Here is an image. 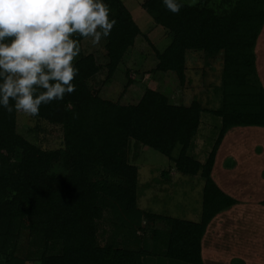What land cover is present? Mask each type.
I'll return each instance as SVG.
<instances>
[{
    "label": "trees",
    "instance_id": "16d2710c",
    "mask_svg": "<svg viewBox=\"0 0 264 264\" xmlns=\"http://www.w3.org/2000/svg\"><path fill=\"white\" fill-rule=\"evenodd\" d=\"M103 2L109 5V18L116 20L103 43L110 77L139 29L121 0ZM183 5L173 14L162 0L140 1L170 39L164 49L155 51L154 69L173 72L182 81L186 51L209 56L221 52L217 108L205 110L195 100L172 104L150 88L134 104L103 98L88 87V79L99 69L90 53L74 61L75 91L42 104L33 116L49 125L48 133L60 139V148L45 149L27 140L16 130V111L8 113L0 106V264L30 260L28 247L21 252L24 235L31 236L35 246L38 241L43 244V251H33L39 264H147V259L204 264L201 241L208 224L236 201L210 176L220 140L232 127L264 128V88L254 52L264 23V0H235L222 9ZM202 111L217 117L219 125L206 159L199 162L187 150ZM130 141L166 156L177 172L203 179L197 221L136 209V167L127 157ZM226 159L225 165L233 164L231 157ZM260 204L264 206V199ZM128 217L131 220H125ZM141 217L165 226L139 233ZM103 219L112 223L118 246L97 243V222ZM56 246L58 252H46ZM229 263L242 264L238 257Z\"/></svg>",
    "mask_w": 264,
    "mask_h": 264
},
{
    "label": "rangeland",
    "instance_id": "374dc122",
    "mask_svg": "<svg viewBox=\"0 0 264 264\" xmlns=\"http://www.w3.org/2000/svg\"><path fill=\"white\" fill-rule=\"evenodd\" d=\"M121 1L137 25L139 33L134 37L133 44L127 48L110 77L106 76L107 57L103 48L105 38L96 45L91 43L90 38H82L79 41L81 49L79 55L92 54L95 63L99 66L97 72L87 81L91 91L121 104H134L143 90L150 88L160 91L172 104L187 105L195 100L205 110L217 108L220 104L221 52L209 56L200 50L186 51L182 81H179L173 72L155 70V51H161L166 47L170 40L169 36L162 27L154 24L141 8V0ZM234 1L197 0V3L213 9L218 7L222 9ZM182 2L187 4V0H182ZM218 125L217 117L207 111H202L198 128L192 137L187 153L199 162H203L213 145ZM49 129V125L38 121L35 117L16 112V130L22 136L45 149L60 148V139L48 133ZM231 130L233 127L227 130L220 140L214 154L213 164L216 157H218V162L216 166L212 164V169H218L221 158L228 154L245 166L252 156L251 153L262 152L261 147L255 145L256 143L248 142V139L243 140L241 136V133L254 134L257 131L237 129L240 134V137H236L238 142L234 139L235 136ZM253 145H255L254 148ZM178 147L179 145L174 147L172 156L176 155ZM127 157L128 163L136 167V209L141 212L192 221L199 219L203 179L198 174L187 175L177 172L172 160L134 141L129 143ZM212 169L210 176L213 180L216 173ZM261 177L264 179V171ZM245 185L250 189L243 194V199L235 196L237 199L235 203L217 213L208 224L201 241V256L204 264H230L231 257L241 258L242 264H264V206L260 202H254L253 199L245 198L248 195L253 197L255 193L250 184ZM241 191L244 192V189ZM122 214L124 211H121L120 217ZM127 219L131 220L130 217L125 220ZM149 220L141 217L137 232H144L146 228H153L155 225L165 226L162 221ZM111 228L112 223L109 221L103 219L97 222L96 240L99 245L109 243L118 246L120 244L118 237L112 234ZM149 237L147 239H150ZM31 239V236L21 237L20 247L23 248L21 252L25 253L28 247L31 255L30 260L24 264H39L36 260L37 255L33 254V251L36 249L43 251L44 247L40 241L35 246ZM58 250L59 246L53 250L46 248L47 253L58 252ZM147 264L159 263L147 259Z\"/></svg>",
    "mask_w": 264,
    "mask_h": 264
},
{
    "label": "clouds",
    "instance_id": "9594fccd",
    "mask_svg": "<svg viewBox=\"0 0 264 264\" xmlns=\"http://www.w3.org/2000/svg\"><path fill=\"white\" fill-rule=\"evenodd\" d=\"M162 2L173 14L184 6ZM109 14L103 0H0V106L32 117L42 104L73 93L81 50L75 37L99 44L116 24Z\"/></svg>",
    "mask_w": 264,
    "mask_h": 264
},
{
    "label": "crops",
    "instance_id": "0c3cea01",
    "mask_svg": "<svg viewBox=\"0 0 264 264\" xmlns=\"http://www.w3.org/2000/svg\"><path fill=\"white\" fill-rule=\"evenodd\" d=\"M254 52H255V70L264 88V23L256 38ZM255 127L256 126H243V127L237 126V127H233V130L231 131L233 132L235 136L234 139H237L236 137H240V134L238 133L237 129L240 130L243 128V129H246V131H250V130L257 131L254 134L241 133V136L243 140L248 139V142H253V144L256 143L255 145H258L259 147H261L262 152H256L259 154L251 153L250 155L252 156L250 157L249 161L247 160L245 166H242L239 163V160L234 159L232 156H229L228 154L227 156L221 158L218 169L217 168L215 169L211 168V169L213 172L216 173V176L213 178V180L221 190H223L230 196L234 195L233 196L234 199H236L235 196L243 199V194L247 193V191L250 189V188H247L245 184H250L252 190L255 191V193L253 194L254 196L250 197L248 195V196H245V198L253 199L254 202L258 203L262 199H264V179L261 177L264 171V128L262 129L261 127H257V128ZM255 145H253V148ZM220 155H223V153H220ZM228 157H231V159L233 160V164L230 166L225 165V162H227L226 158ZM217 158L218 157H216L215 162L213 164L214 166H216L218 162ZM235 169L238 171H236ZM242 189H244V192L241 191ZM221 222H220V226H222Z\"/></svg>",
    "mask_w": 264,
    "mask_h": 264
}]
</instances>
